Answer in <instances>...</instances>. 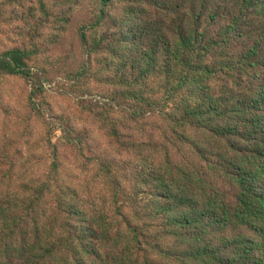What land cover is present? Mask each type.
I'll use <instances>...</instances> for the list:
<instances>
[{"label":"trees","instance_id":"16d2710c","mask_svg":"<svg viewBox=\"0 0 264 264\" xmlns=\"http://www.w3.org/2000/svg\"><path fill=\"white\" fill-rule=\"evenodd\" d=\"M95 4L79 38L114 84L88 110L111 153L50 121L38 52L0 55V77L31 85L44 127L43 172L32 155H0V264H264V0ZM115 6L130 21L99 36Z\"/></svg>","mask_w":264,"mask_h":264},{"label":"rangeland","instance_id":"374dc122","mask_svg":"<svg viewBox=\"0 0 264 264\" xmlns=\"http://www.w3.org/2000/svg\"><path fill=\"white\" fill-rule=\"evenodd\" d=\"M120 7L112 9L113 19L102 25L99 36L114 34L111 26L120 20L130 21ZM95 14V0H0V55L14 49L38 52L31 64L48 74L44 79L45 114L52 122L49 114L67 119L68 127L87 133L96 153L108 154L111 147L88 110L109 102L114 84L104 79L110 72L102 63L104 58L89 59L79 38L83 28L92 33L90 25ZM95 34L88 38L94 40ZM30 91L31 85L24 79L0 77V155L2 151L17 154L18 158L22 156L21 163L34 156L37 168L32 173L37 175L44 171L37 164L40 150H35L44 127L29 116ZM63 151L67 168L80 175L82 160ZM87 174L84 171L83 176Z\"/></svg>","mask_w":264,"mask_h":264}]
</instances>
